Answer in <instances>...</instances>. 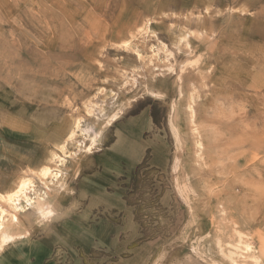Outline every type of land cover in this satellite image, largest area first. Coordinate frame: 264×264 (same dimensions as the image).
I'll return each instance as SVG.
<instances>
[{
  "label": "rangeland",
  "instance_id": "1",
  "mask_svg": "<svg viewBox=\"0 0 264 264\" xmlns=\"http://www.w3.org/2000/svg\"><path fill=\"white\" fill-rule=\"evenodd\" d=\"M47 207L114 228L51 264H264V0H0V236Z\"/></svg>",
  "mask_w": 264,
  "mask_h": 264
},
{
  "label": "crops",
  "instance_id": "2",
  "mask_svg": "<svg viewBox=\"0 0 264 264\" xmlns=\"http://www.w3.org/2000/svg\"><path fill=\"white\" fill-rule=\"evenodd\" d=\"M124 128L126 130L130 127L126 126ZM124 128L118 127L119 131L124 130ZM140 129V126L134 125L129 132L134 133L137 130L140 131ZM136 161L137 159L134 160L135 163ZM102 164V170L106 172L109 180L113 173L118 171V166L109 158H106ZM93 211L79 210L73 212V210H53L51 216L44 218L46 220L43 222L44 229L42 231L33 224L32 228L27 229V234L20 235L0 251V264H51L50 256L57 246L69 249L71 252L74 251L73 248L79 247L82 249V246L90 247L93 239L92 234L97 232L98 235L100 232L114 230V228H110L109 226L101 227L98 225L92 227L93 229H86L87 232L84 235L81 231V224L89 218ZM64 215L72 217L66 222V218H60ZM37 231L41 232L35 235L34 233Z\"/></svg>",
  "mask_w": 264,
  "mask_h": 264
},
{
  "label": "bare ground",
  "instance_id": "3",
  "mask_svg": "<svg viewBox=\"0 0 264 264\" xmlns=\"http://www.w3.org/2000/svg\"><path fill=\"white\" fill-rule=\"evenodd\" d=\"M118 112V111H117ZM121 112V111H120ZM115 113V112H114ZM120 114V113H119ZM119 117V116H118ZM109 122L112 121H116L117 119V114H113L112 116H110L109 118ZM172 119V118H171ZM170 120V119H169ZM108 122V121H107ZM108 122V123H109ZM170 124V128L172 130V132L174 133L176 139V128L173 125V123L171 121H169ZM179 136V135H178ZM92 139V138H91ZM200 144V143H199ZM95 139H92V141L90 142L88 148L86 146L87 150H91L95 147ZM177 168V167H176ZM39 175L43 178H47L48 176L54 175L52 172V169L48 166H43L40 171H39ZM30 187L29 184V180L28 179H23L22 181H20L16 188L13 189V191H11L10 193H8V195L4 198L6 200V203L8 202L10 204V206H12L13 208L17 209V210H22L23 204L20 203V200H23L25 205H31L32 202L34 201L33 197H31V195H27L26 192L28 190V188ZM4 200V201H5ZM42 214L45 215L46 218H48L49 216H51L53 214V209L51 207H47L42 211ZM0 228H2V225L0 223ZM240 234V233H239ZM20 235H14L12 233H10L7 230H4V232H2L1 236H0V251L7 245V244H11L16 238H18ZM245 237V235H243ZM237 242V241H236ZM235 242V243H236ZM231 244V243H230ZM236 250H237V254L239 255V257H245L246 253H254V249L252 247L251 244H249V242L247 243H240L238 246H236ZM247 255V254H246Z\"/></svg>",
  "mask_w": 264,
  "mask_h": 264
},
{
  "label": "trees",
  "instance_id": "4",
  "mask_svg": "<svg viewBox=\"0 0 264 264\" xmlns=\"http://www.w3.org/2000/svg\"><path fill=\"white\" fill-rule=\"evenodd\" d=\"M150 170L149 166L146 164V161L142 162L141 164L137 165L135 169L132 171L130 178H129V184L127 186V191L125 192L124 199L126 200L127 204L130 206H139V204L136 203L139 199H135V202L130 203L129 202V197H137L139 190H140V174L143 170L147 171Z\"/></svg>",
  "mask_w": 264,
  "mask_h": 264
}]
</instances>
